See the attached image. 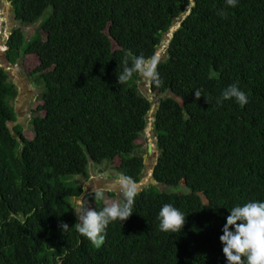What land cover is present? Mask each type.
<instances>
[{"label":"trees","instance_id":"16d2710c","mask_svg":"<svg viewBox=\"0 0 264 264\" xmlns=\"http://www.w3.org/2000/svg\"><path fill=\"white\" fill-rule=\"evenodd\" d=\"M7 1L18 26L4 58L37 57L30 76L43 86V116L29 121L32 140L9 128L17 89L0 64V264H227L219 238L229 210L264 202V0ZM177 20L158 65L162 83L147 81L162 99L153 120L157 185L142 189L132 216L110 224L96 248L73 228L89 165L118 159L119 176L139 184L144 170L136 142L152 103L141 77L118 84L124 53L156 54ZM35 25L27 39L21 27ZM233 84L248 96L243 107L217 103ZM181 183L189 194L158 188ZM90 200L97 211L106 206ZM166 203L186 217L180 233L159 230Z\"/></svg>","mask_w":264,"mask_h":264},{"label":"clouds","instance_id":"9594fccd","mask_svg":"<svg viewBox=\"0 0 264 264\" xmlns=\"http://www.w3.org/2000/svg\"><path fill=\"white\" fill-rule=\"evenodd\" d=\"M237 2L238 0H225L227 7H236ZM11 13L14 21V25L11 28L14 29L18 23L15 21L13 8H11ZM220 15L226 18L227 14L222 11ZM177 21L179 22V20ZM10 32L4 36L6 41L10 36ZM5 43L3 47L0 46V52H2L3 48L4 53L7 50ZM159 62L160 57L156 54L145 58L143 55H134L131 50L126 51L122 59V71L117 75L118 84L123 85L136 75L143 77L148 82L159 85L162 83L158 73ZM194 94L196 100L202 97L199 90L194 91ZM232 99L241 107L249 102L246 93L233 84L222 92L217 103L220 104L222 101ZM88 181L83 184L88 183ZM116 184L119 187L122 201L108 203L102 210L97 211L96 209H90L87 202L82 198L77 201V206L73 209L78 220V223L73 228L96 248L104 244L106 229L110 224L119 221L122 226L123 222L132 216L135 199L142 191L137 181L123 174L116 181ZM93 192L94 195L92 196L95 199L102 198V192L95 189H93ZM158 220L161 232L175 234L182 231L186 217L172 204L166 203L159 211ZM59 226L64 233L70 230L66 223H61ZM222 232L223 234L219 239L223 246L222 251L227 264H264V202L253 201L247 202L243 206L232 207L229 210Z\"/></svg>","mask_w":264,"mask_h":264},{"label":"rangeland","instance_id":"374dc122","mask_svg":"<svg viewBox=\"0 0 264 264\" xmlns=\"http://www.w3.org/2000/svg\"><path fill=\"white\" fill-rule=\"evenodd\" d=\"M193 1V0H189ZM11 3L7 0H0V46H4L5 43V35H8L10 30L12 29L14 25V21L12 18L11 13ZM50 13V9L47 10L43 18L48 16ZM178 24V21L175 22L173 28L168 34H165L164 39L159 46L156 55L163 58L165 48L167 46L168 37L171 36V32L175 28V26ZM18 24H16V27ZM38 25L35 26H22V31L24 32L27 39H30L33 37V35L37 31ZM38 34L41 36L42 40H45V34L42 31L38 30ZM1 50V49H0ZM4 48L2 52H0V64L4 70H6L9 79L8 81L13 83L16 86V89L18 88L20 92H18V95L15 99H13L11 102H9V105L12 107L13 112L15 113L16 120L14 123L9 124V128L13 130L14 127L20 126L22 130V135L27 140H32L34 135L31 130V125L29 124L30 119L36 116H43L42 112H39L37 110V107L41 105V94L43 92V86L36 80V77H31V72L38 66V59L34 55H27L23 58H20L15 64L9 66V64L5 60L4 56ZM10 67V68H9ZM140 84H137L139 87V91L141 94L147 98L148 101L152 103V108L150 113L156 108L158 104L159 97L155 93H151L149 90V84L148 82L143 78ZM30 85L31 88L28 86ZM147 125L145 130L141 133L139 139L136 142V145L138 147L136 154L140 156L143 160L144 164V170L142 174V180L140 182V189H144L149 187V180L151 178V170L154 166L157 156H158V150L156 149L155 145V138L153 135V120L151 117H147L146 119ZM13 136L16 137V135L13 133ZM119 165V160L115 159L111 164H90L88 168L89 175H97L98 177L105 178L109 183H93L91 179H89L88 183H85L82 185L83 194L82 197L79 199L81 200L83 198L84 201L87 202L88 207L91 209V200H90V192L93 191V189H98L102 187V198L96 199L97 202H102L103 204H108L111 202H120L122 200V196L120 194V190L118 185L116 184V181L119 179V174L116 172V167ZM74 177H67L64 178L65 182L68 181H79V178ZM100 181V178H98ZM102 182V181H101ZM86 187H88L89 192H86ZM156 188V187H155ZM161 188L163 191L168 193H177L186 195L190 193V190L184 186V184H179L176 187H158ZM156 188V190H158ZM109 193L114 194V196H109ZM88 195V196H87ZM94 195V194H93ZM78 200H73V208L77 206ZM75 213V212H74ZM76 215V214H75ZM77 217V216H76Z\"/></svg>","mask_w":264,"mask_h":264},{"label":"water","instance_id":"95a60500","mask_svg":"<svg viewBox=\"0 0 264 264\" xmlns=\"http://www.w3.org/2000/svg\"><path fill=\"white\" fill-rule=\"evenodd\" d=\"M188 14H189V12H188L186 15H188ZM180 23H181V21L178 22V24H177V26L175 27L174 31L177 30V29L179 28ZM174 24H175V23H174ZM174 31H173V32H174ZM171 37H172V35H171L170 37H168V40L171 39ZM160 59H161V57H160ZM161 101H162V99H159V100H158V103H160ZM157 109H158V107L154 108V110L152 111V113L149 112V113L147 114V116H146V119H147V117L149 116V117L152 118V120H154V117H155V114H156V112H157ZM148 185H151V186H156V185H157L156 182L153 180L152 176H151V178H150V180H149V184H148Z\"/></svg>","mask_w":264,"mask_h":264},{"label":"crops","instance_id":"0c3cea01","mask_svg":"<svg viewBox=\"0 0 264 264\" xmlns=\"http://www.w3.org/2000/svg\"><path fill=\"white\" fill-rule=\"evenodd\" d=\"M9 66H11V65H9ZM10 68V67H9ZM14 83V82H13ZM29 88H31L30 87V85L28 86ZM18 92H20L19 91V89L17 88V95H18ZM98 178H100V181H96V180H99ZM89 179H91L92 180V182L93 183H96V182H98V183H105V185H107L106 183H109V182H107L106 180L104 181L103 179H105V178H103L102 179V177H98L97 175H90V178ZM102 181V182H101ZM102 187H100V188H98V189H96V191H102V190H104V189H101ZM86 192H89V189H88V187H86ZM89 194V193H88ZM94 194V192L92 191V192H90V194L89 195H93Z\"/></svg>","mask_w":264,"mask_h":264}]
</instances>
